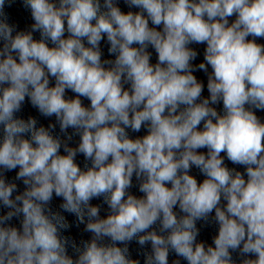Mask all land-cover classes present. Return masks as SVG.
Here are the masks:
<instances>
[{
	"label": "clouds",
	"instance_id": "clouds-1",
	"mask_svg": "<svg viewBox=\"0 0 264 264\" xmlns=\"http://www.w3.org/2000/svg\"><path fill=\"white\" fill-rule=\"evenodd\" d=\"M15 2L0 0V264H140L133 241L143 264H264V0H22L28 31ZM26 101L55 122L18 116ZM64 213L91 238L64 235Z\"/></svg>",
	"mask_w": 264,
	"mask_h": 264
}]
</instances>
